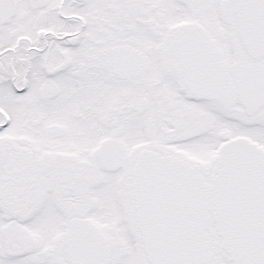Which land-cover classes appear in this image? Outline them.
I'll return each instance as SVG.
<instances>
[{
  "label": "snow or ice",
  "instance_id": "snow-or-ice-1",
  "mask_svg": "<svg viewBox=\"0 0 264 264\" xmlns=\"http://www.w3.org/2000/svg\"><path fill=\"white\" fill-rule=\"evenodd\" d=\"M0 264H264V0H0Z\"/></svg>",
  "mask_w": 264,
  "mask_h": 264
}]
</instances>
